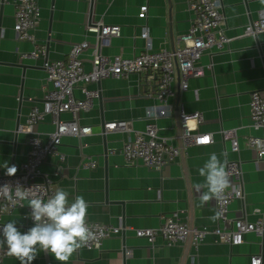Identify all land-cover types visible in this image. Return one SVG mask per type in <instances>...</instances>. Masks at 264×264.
<instances>
[{
	"label": "crops",
	"instance_id": "0c3cea01",
	"mask_svg": "<svg viewBox=\"0 0 264 264\" xmlns=\"http://www.w3.org/2000/svg\"><path fill=\"white\" fill-rule=\"evenodd\" d=\"M37 3L40 19L35 35L44 44L46 57L64 58L70 45L86 40L89 46L80 58L87 70L93 61L91 51L96 49L98 25L120 27L119 36L100 43L99 55L131 57L144 48L145 41L140 37L143 25L148 26L153 50L173 49L179 46L178 39L193 18L187 0H92L91 5L90 0ZM142 4L147 5L145 19L137 16ZM222 12L225 33L230 38L228 47L203 54L198 64L206 67L205 74L190 78L185 90L179 89L175 73L173 93L167 99L171 110L154 121L159 135L179 147V108L183 107L187 114L199 113L202 121L197 123L196 131L210 133L211 143L182 148L177 161L160 171L126 164L118 149L126 138L133 136V131L144 128L148 122L146 108L157 103L146 94L153 87L145 83L144 75L130 73L101 78L98 86L89 85L98 89L99 97L87 111L79 112L78 118L81 124L91 127V133L64 135L58 150L65 154V163L58 165L57 158L49 156L39 166L35 180L50 179L53 194L56 187H61L69 191L70 199L84 196L89 205L86 222L123 226L120 234L104 239L100 248L77 250L67 264H250V256L255 254L260 255L264 264V239L255 232L244 234L238 245L216 242L209 234L194 247L190 239L171 246L160 241L150 244L145 238L135 237L133 231L155 228L173 212H179L189 226L216 225L217 221L208 219L215 214V200L201 207L194 187L203 179L197 168L213 152L223 160L236 159L240 163L243 197L230 203L228 215L251 221L264 214V158L257 159L255 151L245 146L242 139L244 135L260 134L250 126V93L258 90L264 97V32L244 35L243 25L264 15V3L222 0ZM13 13V0H0V163L8 161L9 166L18 169L26 158L27 145L25 134L16 131L17 124L24 122L32 106L44 109L46 73L42 58H20V53L31 51L33 45L17 37L12 28ZM75 94L80 96L78 90ZM68 117V113L61 114V118ZM117 120L126 121L133 131H106L104 145L102 123ZM53 129L48 114L34 126L43 140ZM224 129H232L238 135L237 152L230 151L229 142L223 139ZM86 156L96 160L95 168L82 166ZM256 208L260 211L254 214ZM24 213V208H17L3 215L2 222L16 220L17 228L26 232L32 226ZM2 249L6 255L1 264H20L16 257L8 255L6 246ZM32 264L60 262L50 253L40 252Z\"/></svg>",
	"mask_w": 264,
	"mask_h": 264
},
{
	"label": "built area",
	"instance_id": "2783aa9c",
	"mask_svg": "<svg viewBox=\"0 0 264 264\" xmlns=\"http://www.w3.org/2000/svg\"><path fill=\"white\" fill-rule=\"evenodd\" d=\"M193 18L186 33L178 39L179 46L173 49L161 48L153 50L148 36V26L141 27L140 37L145 41L144 48L138 54L131 57L113 55L105 57L97 52L98 41L103 43L109 37H117L120 27L113 24L98 25L100 31L97 34L96 49L91 51L93 61L87 70L80 58L82 51L88 48L89 43L83 40L73 43L64 58L48 59L46 48L39 42L35 29L40 19V10L37 0H13L14 13L12 28L17 37L32 43L33 49L20 53V58H42V66L45 70V84L43 98L45 105L43 110L32 106L25 116V120L19 125L18 131L25 134L27 152L25 160L19 165L14 176L5 174L0 167V187L9 185L10 192L0 190V229L3 227L2 216L9 214L17 208L25 209L26 222L33 226L30 218L31 209L28 201L10 199L14 196L16 186L32 188L31 192L45 200L53 195L51 180L45 178L42 181L35 180L39 174V166L45 163L49 156L57 158V164L65 163V154L58 150L61 138L64 135L81 136L91 133V127L79 122L78 113L87 111L98 97V89L90 88L101 78L119 77L130 73L143 74L145 83L151 85L147 95L154 97L157 103L146 108L145 116L148 122L142 130L133 131L124 120L110 121L103 124L106 131H133V136L126 138L118 152L123 156L126 164H141L153 170L160 171L166 165L174 163L180 156L181 149L190 145H205L212 142L210 133L196 131L197 123L202 121L199 113L187 114L183 107L178 110L180 128V146H175L169 140L159 135L155 119L168 115L171 106L167 102L172 95V82L177 73L179 89L185 90L188 81L192 77L205 74L206 67L198 64L203 54L212 51H221L228 47L230 38L225 33L224 15L222 12V0H187ZM147 5L139 7L137 16L146 18ZM264 32V15L251 19L243 25V34L256 36ZM154 84V85H153ZM154 86L156 87L154 89ZM78 90L80 96L75 94ZM249 119L250 126L260 134H249L242 137L244 145L253 149L257 159L264 158V97L256 90L249 95ZM62 113H68V118H61ZM48 114L51 117L54 129L47 133L43 140L34 126ZM191 122L194 123L191 125ZM223 139L230 145V151L239 150V137L235 131L222 130ZM210 141V142H209ZM83 167L95 168L96 160L84 157ZM231 185L226 190L224 198L215 201V212H219L220 218L213 227L189 226L179 212H173L161 221L155 228H135L134 236L145 238L150 244L160 241L171 246L184 243L190 239L192 245L197 247L204 241L207 235H212L214 241L238 245L242 243L244 234L255 232L264 235V214L254 220L245 217H230L229 205L234 200L243 197L240 163L236 159L226 160ZM23 205V206H22ZM95 234V239L90 240L86 249L100 248L102 241L114 235L120 234L122 225H107L99 222H86ZM6 255V251L0 248V264ZM250 264H261L260 255H251Z\"/></svg>",
	"mask_w": 264,
	"mask_h": 264
},
{
	"label": "clouds",
	"instance_id": "9594fccd",
	"mask_svg": "<svg viewBox=\"0 0 264 264\" xmlns=\"http://www.w3.org/2000/svg\"><path fill=\"white\" fill-rule=\"evenodd\" d=\"M261 2L264 3V0ZM0 167L6 170L8 176H14L18 171L17 166H9L8 161L0 163ZM197 172L203 178L194 186L201 207L209 201L222 200L226 190L232 187L226 171V160L215 152L209 154ZM31 189L17 185L14 196L9 198L28 201L33 226L22 233L16 226V220L3 224L0 229V248L6 246L8 255L16 257L20 264H32L40 252L50 253L60 264H67L77 250L95 239L94 232L86 223L88 202L83 195L70 199L69 191L61 187H56L54 194L46 200L31 192ZM0 190L11 191L7 184ZM259 211L256 208L254 214ZM220 215L215 212L208 219L214 223Z\"/></svg>",
	"mask_w": 264,
	"mask_h": 264
},
{
	"label": "water",
	"instance_id": "95a60500",
	"mask_svg": "<svg viewBox=\"0 0 264 264\" xmlns=\"http://www.w3.org/2000/svg\"><path fill=\"white\" fill-rule=\"evenodd\" d=\"M91 3H92V0H90V5H91ZM100 31V27H98V32ZM99 46V41H98V44H97V47ZM22 66V65H21ZM23 67V66H22ZM97 83V86L99 85V81H97L96 82ZM21 98H22V96H20ZM98 97H99V95H98ZM18 127H19V125L17 124V129H16V131L18 132ZM102 127H103V123H102ZM102 130H103V128H102ZM102 141H103V144L105 145V143H106V137H105V132H104V130L102 131ZM107 149H105V151H106ZM262 239H264V235L262 234ZM122 252H124V249H122Z\"/></svg>",
	"mask_w": 264,
	"mask_h": 264
}]
</instances>
